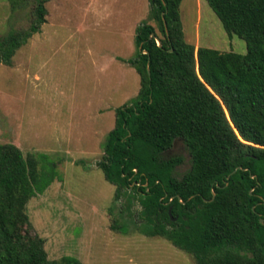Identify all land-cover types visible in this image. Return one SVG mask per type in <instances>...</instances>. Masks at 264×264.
<instances>
[{"label":"trees","instance_id":"trees-1","mask_svg":"<svg viewBox=\"0 0 264 264\" xmlns=\"http://www.w3.org/2000/svg\"><path fill=\"white\" fill-rule=\"evenodd\" d=\"M34 1L29 27L0 35V63L10 65L45 23L48 0ZM148 2L160 35L146 21L135 28L136 54L126 61L139 89L116 108L97 166L116 198L128 190L127 211L137 204L140 233L164 237L197 264H264V0H206L245 53L195 47L184 39L181 0ZM176 139L190 155L180 177L182 158L164 156ZM55 179L47 153L0 143V264H84L49 260L43 239L23 231L26 204Z\"/></svg>","mask_w":264,"mask_h":264},{"label":"rangeland","instance_id":"rangeland-1","mask_svg":"<svg viewBox=\"0 0 264 264\" xmlns=\"http://www.w3.org/2000/svg\"><path fill=\"white\" fill-rule=\"evenodd\" d=\"M34 4L0 0V35L28 28ZM45 7L40 31L10 65L0 63V143L17 145L24 155L47 153L61 174L30 198V226L23 231L43 239L49 260L71 255L84 264H197L164 237L140 233L132 222L137 204L127 211L128 190L116 198V186L97 166L116 108L139 89V75L126 61L136 54L135 28L146 21L160 35L148 0H48ZM179 11L186 42L246 52L245 40L228 35L206 0H181ZM164 156L182 158L178 177L190 167L180 139Z\"/></svg>","mask_w":264,"mask_h":264},{"label":"water","instance_id":"water-1","mask_svg":"<svg viewBox=\"0 0 264 264\" xmlns=\"http://www.w3.org/2000/svg\"><path fill=\"white\" fill-rule=\"evenodd\" d=\"M156 40H157V43H158V44H160V42H159L158 38H156ZM261 221H262V219H261Z\"/></svg>","mask_w":264,"mask_h":264}]
</instances>
